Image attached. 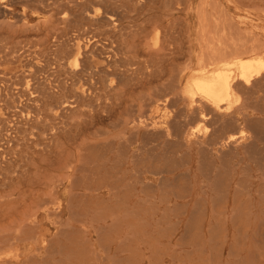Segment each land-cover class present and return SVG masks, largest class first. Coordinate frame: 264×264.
I'll return each mask as SVG.
<instances>
[{
  "label": "bare ground",
  "instance_id": "obj_1",
  "mask_svg": "<svg viewBox=\"0 0 264 264\" xmlns=\"http://www.w3.org/2000/svg\"><path fill=\"white\" fill-rule=\"evenodd\" d=\"M124 1L121 3L120 0H0V180L6 179V182L2 180L0 182L12 184L13 180H16L20 187L24 185V188H20L22 194H20L19 199L16 196L17 199L11 198L9 202L0 201V264H4L3 260H6L7 264H18V261L21 260L23 263L20 264H27L31 261L30 259L35 258V256L38 257L40 255L39 250L49 243H55L57 240H59L57 243H60V237L67 236L71 229H74V226H71L72 222H80L81 228H78L77 231L83 233V241L86 240L90 227L91 229L93 227V231H95L92 218L95 207V204L93 205V190L90 187L86 188L87 185H85L86 192L81 193L79 191L80 182L92 177L90 175L92 173H89L92 166L90 164L89 169L88 165L85 166L80 163L84 157L82 158L83 155L80 156L82 144L78 140L82 142L80 137L87 135L86 133L94 124L95 117L93 113L91 114V111L94 112L93 107L98 105L100 100L111 99L108 98L110 93L118 96L117 98L123 97L125 94L123 90L128 86L152 85L167 75V80L163 85V90L167 91V95L164 94L161 105L166 103L173 107L178 105L179 101L183 104L174 113L163 112L158 117H149L148 112L147 116L144 115L145 117H143L140 113L137 114L136 118H129L131 121L129 119L120 121L121 129L117 133L115 132L111 142L105 143L103 146L105 153H113L115 161H111V164L114 168L121 167L128 160L126 150L128 147L137 145V137L142 131L168 136L171 130H176L186 143H189L192 137L200 135L198 132L205 135L206 131L200 127L203 120L192 126L190 131H187L188 122L185 120L187 116L181 112L182 108H195V114L200 119L204 117V121L211 117L216 123L219 115L231 117L230 120H232L234 113L240 112L242 101L249 108L248 104L251 105L253 102L250 99L255 97L254 90L264 89V41L257 42V47L250 43V46L253 45L254 47H251L249 51L247 47L248 52L240 49L241 53L236 50L237 52L234 51L233 54L230 51L231 54L229 55L216 54L210 63L201 60L193 66L187 62L186 64L183 63L182 69L178 70L174 66V63L176 64L174 57L175 51L177 52L176 45L171 41L175 40V38L173 39L174 32L171 30L174 23L172 25L171 22H168L169 15L165 13L163 16L151 12L145 19L141 20L140 25L133 24L131 27L129 23L131 18L127 10L129 8L125 6ZM169 1L170 4L167 3L168 1L166 3L164 1L160 6L161 9L165 10L166 7L171 6V0ZM136 4L137 7L143 6L141 0H136ZM161 17L164 19L161 20ZM255 39L257 38L255 37ZM142 43L145 44L142 45ZM180 44L182 45L179 41ZM10 65L12 67H9ZM247 107L245 106V108ZM176 112H179L177 117H175ZM99 121L98 123H100ZM233 123L235 121H228V126H226L232 129ZM127 130L130 131V134L124 135ZM33 131L41 132L40 135L43 136H45L44 134L49 136L45 140L42 139L43 136L41 139L39 138L40 140H34L30 138L34 136ZM243 136V134L237 136L231 134L227 137L226 144L232 146V149H236L237 142ZM185 137L188 138L185 139ZM86 148L91 150V145ZM99 152L101 153V151ZM102 153L105 155L104 152ZM97 154L99 153L97 152ZM134 155L135 159H131L135 163L137 156ZM101 156L103 155L101 154ZM108 162L109 158H105L103 163L105 167ZM12 167L17 169L8 175ZM112 170L110 169L111 172ZM125 173L123 172V174ZM103 175L110 176V178L112 176H108L105 172ZM123 176L121 177L122 181L125 177ZM113 179L116 180L112 176L111 180ZM90 183L92 182L90 181ZM18 184H15L16 189L12 192L13 195L16 191H20ZM224 196L226 199V194L222 195V197ZM218 200L220 199L218 198ZM239 204L241 205V203ZM212 206L211 204V208ZM2 207L5 209L2 210ZM3 211L5 212L3 213ZM14 212L16 215H13ZM236 212L242 217L241 212L239 214L237 210ZM248 213L247 211V215ZM262 213L260 212L264 217V212ZM7 214L10 218H6ZM215 215L218 214L214 212ZM65 216L68 218H63ZM86 216H88L87 219H85ZM217 217L220 218L218 215L214 219ZM240 217L238 218L240 219ZM243 217L241 220L244 222L243 224L251 223L250 219L246 218L247 216L243 215ZM226 219L231 218L227 217ZM255 220L258 224L252 234L249 233L250 230L238 233L241 229V223H237L240 229L235 233L240 234L236 235H238V241L242 243L241 246H244V249L247 245L246 254L249 253L247 256L252 259L248 260L252 261L253 264H264V218L261 220L259 216ZM44 221H47L56 230L57 233L52 235L54 239L47 237L48 228ZM246 224L244 228L248 229ZM215 225L216 222L213 226ZM234 225L236 226L233 224L232 227H235ZM198 230L200 231V229ZM223 230L221 228L219 232L221 233ZM219 232L215 233L219 234ZM71 233H69V237H63L66 242L71 243L67 248V243H64L66 250L71 249L66 251L65 255L63 254L64 259L61 262H71L70 259L75 257L74 254L76 255L77 244L79 243L77 241L76 244L72 242L74 235L72 236ZM100 234L102 235V233ZM55 236L57 237L55 238ZM213 237L216 238L215 235ZM215 238L214 240H216ZM201 239H198L199 242H202ZM233 239L236 240V237ZM85 242L87 245V240ZM101 242L97 241L96 245L99 244L102 250H105L107 247L101 246ZM21 246L23 249L20 248ZM60 247L62 246H59V249ZM91 248L90 246L89 249ZM244 249L243 251H245ZM38 253L39 255H37ZM93 254L98 255V252L89 253V256H93ZM237 256L239 255L237 254ZM232 258L235 257L232 256ZM218 259L219 257L216 260ZM241 261L244 260L241 259ZM209 263L212 264L211 261Z\"/></svg>",
  "mask_w": 264,
  "mask_h": 264
},
{
  "label": "rangeland",
  "instance_id": "obj_2",
  "mask_svg": "<svg viewBox=\"0 0 264 264\" xmlns=\"http://www.w3.org/2000/svg\"><path fill=\"white\" fill-rule=\"evenodd\" d=\"M141 1H142V5H143L141 7H139V6L137 7L136 0H125L124 1L125 6H127V8L130 9V11H129V9H127L128 15L131 18V21L129 22L131 24L130 26L132 27L133 24L134 25H137V24L140 25L142 23L141 20L145 19L151 12L152 13L154 12L157 14L159 13V14H162L163 16L165 15V13H166V15H169L168 22L169 23L171 22L172 25L174 23V26L171 25L172 26L171 30H172V32H174L173 33V39L175 38V40H171V41L176 45L175 47H176L177 52L175 51V53H174V57L176 59V64L174 63V66L178 70L182 69V66L184 64H186L187 62H189L188 64H191L193 66H195L201 60H202V62L204 61L206 63H210L215 58L216 54L217 55L222 54V56L225 54L229 55L231 53L232 54L235 53L234 51H236V50L239 53H241V50L242 51L244 50V52H248L251 49V47H254L256 45L257 42L264 41V0H248V1L247 0H204V1L203 0H183V1L171 0V6L166 7L165 10L161 9L160 6L162 5V3L164 1H165V3H166V1H168L167 3L170 4L169 0H150V1L149 0L148 1L147 0H144V1L141 0ZM120 2L122 3L123 0H120ZM217 12L220 15H218ZM162 18L163 17H161V20L164 19V18L163 19ZM213 21H214V23H213ZM228 21H230V22H228ZM211 25H213V26H211ZM200 26H202V27H200ZM213 31H214V33H213ZM223 37H225V38H223ZM255 37L257 39H255ZM179 41H180V43H182L183 46L181 44L179 45ZM250 43L253 44L254 46L253 45L250 46ZM144 44L145 43H142V45H144ZM238 44H239V46H237ZM257 45L255 47H257ZM242 46H244V48H242ZM247 47H248V51L246 50ZM230 51H231V53H230ZM222 56H219V57H222ZM210 57H211V59H210ZM203 59H205V60H203ZM9 67H12V65H10ZM165 80H167V75L163 79H160V81L158 83H155V84L153 83L152 85L142 86V87H129L128 86V88H125L123 90V91H125V94L123 95V97H119V98H117L118 96H116L115 94L110 93L108 98H111V99H108L109 101L106 99L98 101V105L96 104L92 109V110H94V112L91 111V114L93 113L94 114L93 116L95 117V121L93 122L94 124H93V126H91V128L92 127L93 128L92 129L90 128V130L88 131L91 135L87 132L86 133L87 135L82 136L84 138L80 137V139L83 141L81 142L80 140H78V142L82 144L81 147L83 149V150L81 149V151L79 152V153H81L80 156L83 155L82 158L84 157L80 163H82L85 166L88 165L89 169H90L89 165L91 164L92 167H91L89 173L91 172L93 175L90 174L92 177L86 178L88 180L84 179L85 181L80 182L79 191L81 193H84V192H86L85 191L86 188L92 187L93 195H94L93 200L96 203L98 201L96 207L103 206L102 213L103 214L106 213L110 216V218H105L104 222H98L97 226L98 225L99 226H101V225L106 226L109 223V220L111 219V212L117 213V214L122 213L121 212L122 210H119L120 208L118 209V207H117L119 205V198H121L122 200L125 199L124 204L126 206L129 205L130 200L135 201L137 198L142 199L144 193H149L148 192L149 189L147 188V186H145V184H150V183L156 184L158 181L157 179L164 178L162 175H165V176L172 178L171 183H170L168 188L170 190H172L170 195H171L173 202H177V203H184L185 200H187V199H189V197H191V184H192V182L195 183L197 181L195 186H194V193H193L192 197L193 196L194 197L195 196H201V195L202 196L199 197V200H197V198H196V200H194V204H196V206L194 208L192 205V208L190 210H188V215L185 216L186 213L185 214L183 213V214L177 216L176 220H179V224L182 222L181 220L183 219V224H182L183 226H184L185 219L187 221L189 220L187 222V224L191 220L193 223V221L195 220V217H196L195 211L200 212L203 209V207L200 208V204H206L207 202H211L210 198L217 196L216 192L218 191V189L222 185V183H221L222 180H219V178L216 175L214 177L215 179L212 178L211 180H208L207 168H205L207 164L205 163L204 157L200 156V154L197 150L193 152V157H194V154L196 153V158L194 159V161L196 160V164L194 163V161H192V165L193 166L196 165V167H197L196 169L194 168L193 170H189V172H187L188 169L183 168V167H180V168L178 167L174 170L172 168H170L168 174L162 173L161 175H158L157 173L160 172V170H162V169H160L159 167H154V165L157 163L159 164L161 162L164 164L167 159L170 160L174 157L178 159L183 150L175 149L174 147H171V148L166 150L165 147L163 146L164 140H162V139H157V140H153V141L148 142L144 138V131H143V134H141L137 138V140H138L137 145L129 147L130 152H135L137 154L139 153L138 154V157H139L138 162L139 163H137L136 167L139 168V174H140L139 177L141 179L140 180L141 182L137 183L136 185L135 184L133 185L136 189L135 197L127 199V196H125V195H126L128 188L126 187L127 190H123V191H121L120 188H118V189L114 188L113 185L114 184L116 185L117 182L114 180H110V176L107 177L109 179L108 182H106V180H104L105 177L103 174L105 172V170H104L105 166L103 163H104L105 158H108V157L111 158L113 156V153H110V152L107 153L106 152L107 153L106 154L105 150H103V146L105 143L111 142L112 136L115 134V132L117 133L119 131V129H121V125H120L121 122L120 121H126L124 119H129V118L130 119L136 118L137 114H140V113H141L140 115H143V117H145L144 115L147 116L148 113L150 114V115L148 114L149 117H158L163 112L174 113V111H176L177 108L180 109V107H182L183 104L181 101H179L180 104L178 103V105L173 106V107L170 106V104H166V103L161 105L162 104L161 101L163 100V97L165 96L164 94L167 95V93H166L167 91L163 90V87H164L163 85H164ZM161 84H162V86H161ZM254 91H255L254 92L255 97L253 98V102L255 104H253L252 109L251 110L248 109L247 112L249 113V117H251L253 119H255V118L261 119L264 117V106L263 107L260 106L261 103H264V96H263L264 94L262 95V93H264V89L263 90L260 89V91H258V90H254ZM261 91H263V92H261ZM260 96H261V98H260ZM100 97H102V96H100ZM103 97H105V96H103ZM153 102H155V103L153 104ZM242 102L244 103V101H242ZM181 112L187 116L185 119L186 122H188L187 123V125H188L187 129H190V127L193 124H196L200 120H203L202 123L200 124V127L202 129L204 128V130L206 131V134L204 135L201 132H198V134L203 135L202 138L205 139L207 141V143L212 142L213 140L217 139V126L218 125H217V123L216 124L213 123V120L211 117H208V120L204 121V119H205L204 117L200 119V118H198V116L196 114L194 116V112L189 108H182ZM95 115H97V116L101 115V116L97 117ZM132 115H133V117H132ZM88 116H89V113H88ZM191 117H195V120L190 121ZM235 117L238 118L239 125H238L236 131H233L232 133H235L238 131V132H242L241 134L244 135L243 137L252 136L253 131L251 130L250 126L241 122V119H243V118L241 116H235ZM97 118H99V119L97 120ZM98 121L100 123H98ZM212 123L214 126L212 125ZM117 126H119V127H117ZM205 127H207V129H205ZM33 133H34V136L30 137V138H33L34 140L35 139L40 140L43 136V135H40L42 133L41 132L38 133V131H33ZM229 133H231V132H227V133L225 132V133H223V136H225L226 134H229ZM128 134H130V131L127 130L126 132H124V135H128ZM261 134L263 135L264 133H261ZM44 135L46 136V138H45V136H43L42 139L45 140L48 138L49 135H47V134H44ZM212 137H215V138H212ZM169 140H170L169 142H171V141L174 142L177 139L174 135H172L169 137ZM256 141H257L258 147L264 148V137H263V140L257 139ZM89 145H91L92 151L89 149L87 150L86 147ZM98 146H101V148L100 149L97 148ZM99 151H101V153ZM89 152H90V155H89ZM97 152L99 154H97ZM102 152H104L105 155ZM101 154L103 156H101ZM127 154H128L129 159H128V161H126L123 164V167L125 168L126 172L128 170L130 171L134 165L130 159L129 151ZM200 160H201V163H199ZM85 163H87V164H85ZM221 164L222 163H220V165ZM79 165H81V164H79ZM198 165H200L202 167L204 166L203 169H200L202 167H198ZM216 165H217V163H216ZM257 165L254 163H250V168L252 171V178L254 179V181L256 183L258 182V184L259 183L261 184V182H264V176H255V175H258L260 173V171L258 169L259 166L256 168ZM224 166L230 172V183L231 182L236 183L237 179L239 178V174H240V170L239 171H237V170L241 166V163L239 162L238 156H234V157L231 156L230 158H228L227 163L222 164L220 167L221 169L218 168L220 170V172L223 171ZM16 169H17L16 167L10 168V170H9L10 172H8V175H10V173L14 172ZM165 171H167V170H165ZM86 172H88V171L86 170ZM108 172L112 173L113 171L111 172L110 170H108ZM191 172H193V173H191ZM235 172H237V175H235V177H234ZM3 173H5V172H3ZM185 173H187V174L185 175ZM1 180L3 182H6V179L5 180L1 179ZM90 181L92 183H90ZM3 182H0V186H1L0 187V197H1L0 201L1 202H5V201L9 202V200H11V198H15V199L18 198L19 199L21 196L20 194H22V190L20 188H24V185L21 184L22 186L20 187V185L17 183L16 180H13L12 184H4ZM160 183H161V180H160ZM15 184L19 185L20 191H16L17 193L15 192V194L13 195L12 192H14V190L16 189ZM203 184H205V185L203 186V188H201V185H203ZM85 185H87L86 188H85ZM99 185H101V186H99ZM125 185H127L126 182H125ZM199 185H200V189H199ZM179 189H181V190L186 189L187 194L184 195L185 197L183 196V198H175V192L178 191ZM236 193H239V191H236ZM236 193H234V194H235L236 198L239 199L238 202L239 201L240 202L247 201V198L245 200H242V199H244V196H242L241 194L236 195ZM6 194H7V196H6ZM16 196H17V198H16ZM246 196H248V195L246 194ZM215 200H217V199H215ZM99 202H101V203H99ZM116 202H118V203H116ZM212 202H213V200H212ZM134 203H136V201L133 202V204ZM114 204H116V205H114ZM138 204H139V206L137 208L142 209L143 208L142 203L138 202ZM218 204H219V207L222 206L221 205L222 201H220ZM218 204H216V205H218ZM135 207L136 206H134V208ZM235 207H237V200L233 202V208H235ZM1 209L3 210V209H5V207H2ZM4 212L5 211H3V213ZM205 212H206V210H204V213ZM97 214H99V213H97ZM13 215H16V212H14ZM94 215H95V219H96V213ZM126 216L129 217L128 214H126ZM210 216L211 215H208L207 218L204 215L200 216L198 218L199 224H201L202 227L205 226L204 228H206L207 226H208V228H213L215 216L213 215L212 218ZM6 218H10L9 214L6 215ZM63 218L66 219L68 217L65 216ZM87 218H88V216L85 217V219H87ZM126 219L127 218L125 217L122 220H126ZM209 220H210V222H209ZM78 222H75V223L72 222L71 223V226H74V229H75V230L73 229L74 231H77V230H79L78 228H81L80 222H79V224H76ZM44 223L47 225V228H48L47 229V237L50 239L52 237V235L54 236V233H57V232L53 228V226H51L47 221L46 222L44 221ZM77 226H79V227H77ZM121 226H123V225H121ZM116 227H114V228H116ZM252 227H255V225ZM73 230L71 229V232ZM71 232H69V233H71ZM73 232L71 233L72 236L74 235L72 242L74 244H76L78 242L79 244H77L78 249L76 248L77 249L76 255L73 253L75 257L72 254V256L74 258L71 257L72 258V259H70L71 262H61L64 259L63 254L65 255V252L69 251L71 249V248H69V250L68 249L66 250L68 245L71 243L66 242L63 238L66 235H63L62 236L63 239L60 237V243H57L59 241V240H57L55 243H49L48 245H46L45 247L40 249L39 250L40 255L38 253L37 254V255H39L38 257L35 256V258L30 259L31 260V261H29L30 264H44V263L45 264H73L72 260L75 262H78V264H80V262H83V264H100L97 261H95V259H93L94 256H92V255L89 256V253L92 254V252H90L89 247H86V245H85L86 242L82 241L83 233H81L80 231H77V232H74V234H73ZM69 233L67 234L66 237L70 236ZM172 234H173V232H172ZM236 234H238V233H236ZM236 234H235V236H237ZM111 235H114V233H112ZM173 235L175 238L176 237L175 234H173ZM202 236L205 239H210V241L214 240L213 233L208 232V233L203 234ZM56 237L57 236H55V238ZM203 237H202V239H204ZM52 239H54V237H52ZM69 240H71V238H69ZM143 240L145 242L149 241V239L145 240V238H143ZM235 242H237V240ZM80 245H82V246H80ZM59 246H62V247H60L61 249H59ZM65 246H66V248H65ZM111 246H114V244H111ZM235 246L237 248V244ZM84 247H86V248H84ZM20 248L23 249L22 246ZM186 249L189 250L190 248L186 247ZM86 251H88V252H86ZM82 252H85V253H82ZM3 263L7 264L6 260H3Z\"/></svg>",
  "mask_w": 264,
  "mask_h": 264
},
{
  "label": "crops",
  "instance_id": "obj_3",
  "mask_svg": "<svg viewBox=\"0 0 264 264\" xmlns=\"http://www.w3.org/2000/svg\"><path fill=\"white\" fill-rule=\"evenodd\" d=\"M250 100H253V98ZM243 104H244V106H243ZM243 104H241V106H240V108H241L240 112L241 113L235 112L234 115L232 116V118H233L232 120H230L231 117H226L225 115H223V116L219 115L218 116V118L216 119V123L218 125L217 126V139H215L212 142L207 143V141L202 138L203 135H201V134L197 135L195 137H192L190 139V142L186 143L185 140L183 141L181 139V135L176 130H171L170 131L171 133H169L168 136L163 135V134H159V133L158 134H155V133L149 134V133H146L144 131V138L148 142L153 141L155 139H162V140H164L163 146L165 148L167 147L166 150L171 148V147H174L175 149L183 150L178 159L174 157L170 160L167 159L164 164L162 162L159 164L158 163L155 164L154 167H159L160 169H162V170L159 169L160 172L157 173L158 175H161L162 173L168 174L170 168H172L174 170L178 167L179 168L183 167V168L188 169L187 172H189V170H193L194 168L196 169L197 167H196V165L195 166L192 165V161H194V159L196 158V153L194 154V157H193V152L197 150L199 152L200 156L204 157L205 163L207 164L205 168H207L208 180H211L216 175L219 178V180H222V182L220 181L222 183V185L219 188L220 190L218 189V191L216 192L217 196L216 197L211 196L212 197L211 203L207 202L206 204H200V208L203 207V209L200 212L195 211V213H196L195 220L196 221L194 220L192 223V220H191L187 224V222L189 220L187 221L185 219L184 226L182 225L183 219L181 220L182 222L180 221L181 222L180 224H179V220H176V219H177V216L181 215V213L182 214L186 213L185 216L188 215V210H190L192 208V205L194 208L196 206V204H194V200H196V198H197V200H199V197L202 196L201 195V196H195V197L193 196L192 197V195L194 193V186H195L197 181L195 183L192 182V184H191V197H189V199L185 200L184 203H177V202H173L171 195H170L171 190L168 188L170 183H171L172 178L165 176V175H162L164 178L157 179L158 181L156 184H151V183L145 184V186H147V188L149 189L148 190L149 193H144L142 199L137 198L135 200L136 203L133 204V202H135V201L130 200L129 205L126 206L124 204L125 199L122 202L121 198H119V205H118L119 207L118 206L117 207L120 208L119 210H122L121 211L122 213L117 214V213L111 212V219L106 226H102V225L97 226L98 222H101V220H102V222H104L105 218H110V216L106 213L103 214L102 213L103 206L96 207L98 201L96 203L93 200V205L95 204V207L93 209L94 210L93 213L94 214L96 213V219L92 213L95 231H93V227H92V229L90 227V230L88 232V236H87V238H85L87 240V243H88L87 245L89 247L90 246L92 247L89 250L95 251V252L91 251L92 253H96V251L98 252V255L93 254L94 257H97V258H93V259H96V261H98V263H101V264H110V263L111 264H208L209 261H211L212 264H217V263H220V264H233V263L234 264H240L242 262L241 259L244 260L243 261L244 264H249V263L253 264L252 261H250V260H252V259H250L251 257L247 256V255H249V253L246 254L247 253L246 252L247 251V245L245 246V249H244V246H241L242 243L240 241H238V237H237L238 235L235 236V234H236L235 231H237L241 228L240 231H238V233L241 231L244 232L246 230H250L249 233L251 234L257 228L258 223L256 222L255 218H257L259 216H260L261 220L264 218V217H262L263 215L260 214V212L261 213L264 212V205H263V203H264V201H263L264 200V198H263L264 197V182H261L262 184H260V183L258 184V182L256 183L254 181V179L252 178V171L250 168V163H254L256 165L258 164L256 166V168L259 166L258 169H259L260 173L258 175H255V176H264V148L258 147L257 141H256L257 139L263 140L264 134L262 135L261 133H264V123H263L264 117L261 119H256V118L253 119V118L249 117V113L247 112V110L248 109L251 110L252 105L255 103L252 102L251 105L248 104V106H250L249 108L247 107L246 103H243ZM245 106L247 108H245ZM260 106L263 107L264 103H261ZM191 110H193V112H194L195 108H192ZM178 113L177 112L175 113V117H177V115H179ZM194 115H195V112H194ZM240 115L243 118V119H241V122L250 126L251 130L253 131V134L255 136H253V135L250 137L247 136L248 138L242 137V139H240V141H238V142L236 141L238 144L237 148L232 149V146H229L226 144V139L231 134H235V136H237V135H240L242 133V132H238V131L235 133H232L233 131H236V128L239 125L238 118L235 116H240ZM245 115H246V117H245ZM192 119L195 120V117L194 118L192 117L191 121H193ZM259 120H260V123H259ZM262 120H263V122H261ZM200 121L198 123H200ZM228 121H231V122L235 121L236 124L233 123L232 129L227 127ZM213 123L216 124L215 122H213ZM213 123H212V125H213ZM224 124H225V126H224ZM194 125L195 124H193L192 126H194ZM221 125H223V126H221ZM234 125H235V127H234ZM192 126L190 128H192ZM190 130L191 129H187V131H190ZM225 132L226 133L231 132V133L223 136V133H225ZM142 133H143V131L140 133V135ZM236 133H238V134H236ZM256 134H257V136H256ZM172 135H174L177 140L174 142L173 141L169 142L170 141L169 137ZM164 136L167 138H165ZM186 138H188V137H185V139ZM180 140H182V141H180ZM137 143H138V140H137ZM221 144H222V146H221ZM225 144H226V146H225ZM226 147H228V148H226ZM97 148L100 149L101 147L98 146ZM127 149H129V147ZM128 151L130 153V159L131 158H133V160L135 159L134 154H136V156H137L136 157L137 161H135V163L131 159V161L133 162L134 165L130 171L129 170L127 172L125 171V168L123 167L124 163L121 165V167L118 166V167L113 168L111 161H115L114 155L111 158L108 157L109 162L106 164V167L104 169H105V174H107L108 176L112 175L113 178L115 177L116 180H114V179L113 180L116 181L117 183H116V185L113 183L114 188H116V189L120 188L121 191L127 190V188L128 189L130 188L129 190H127L126 195H125V196H127V199H130V198L135 197V194H136V189L133 185L140 183L141 179H140V177H138L140 175L139 174V168L136 167L138 160H139L138 154L135 152L134 153L130 152V149L126 150L127 153H128ZM217 151H218V153H217ZM228 153H230V154H228ZM246 155H247V157H246ZM231 156L232 157L238 156L239 162L241 161L240 162L241 166L237 170V171L240 170V174H239V178L237 179L236 183H232V182L230 183V172L228 171V169H226L225 166H224L222 172H220V170H219V169H221L220 168L221 165L226 164L228 158H230ZM127 158L129 159L128 154H127ZM218 159H219V161H218ZM194 163L196 164V160L194 161ZM199 163H201V160ZM216 163H217V165H216ZM220 163H222V164L220 165ZM110 167H112V168H110ZM198 167H202V166L198 165ZM203 167L200 169H203ZM109 168L114 170V171L112 170L113 173L108 172V170H110ZM165 170H167V171H165ZM122 171L124 173L125 172L126 173L123 174ZM191 173H193V172H191ZM113 174H115V175H113ZM186 174L187 173H185V175ZM235 175H237V172L234 173V177H235ZM112 176H111L110 180L112 179ZM122 176L124 177L123 181L121 179ZM104 177H106V176H104ZM136 178H138V179H136ZM120 179L122 182L120 181ZM104 180H106V182H108L109 179H104ZM160 180H161V183H160ZM133 181H134V183H133ZM125 182L126 183L128 182L127 185H125ZM129 182H131V183H129ZM241 183L243 186L241 185ZM227 184H229V185H227ZM204 185L205 184L201 185V188H203ZM131 187H133V188H131ZM91 189H92V187H91ZM199 189H200V185H199ZM233 189H235V190H233ZM221 190H222V192H221ZM236 191H239V193H236ZM254 192L256 193V195ZM221 193H223L222 195L226 194V199H225V196L222 197ZM234 193H236V195L241 194L242 196H244V199H242V200H245V198H248L247 201H245V202L239 201L238 202L239 199L236 198ZM245 193L248 195L247 197H246ZM186 194H187L186 189L185 190L179 189L178 191L175 192V198H183V196ZM219 196H221V197H219ZM258 197H259V199H258ZM216 198H217V200H215ZM218 198L223 203L222 206H220V207L218 204L220 202V200H218ZM212 200H213V202H212ZM236 200H237V207L233 208V202ZM260 201L263 203H261ZM138 202L142 203V206H143L142 209L137 208L139 206ZM99 203H101V202H99ZM120 203H122V204H120ZM239 203H241V205ZM211 204L213 205L212 208H211ZM216 204H218V205H216ZM238 204L240 205L239 208H238V206H239ZM134 206H136V207L134 208ZM122 208L123 209L126 208V209L123 210ZM240 208H241V210L243 208V210L241 211ZM172 209H174V210L172 211ZM204 210H206L205 213H204ZM236 210L238 211V214H239V212H241L240 215L243 214V215L247 216L246 218H248V220L250 219L249 220L251 222L250 224L247 225L245 223L246 227L248 229L244 228L245 224H243L244 222L241 221L242 218H244L243 215H242V217L237 215ZM244 211L246 212V214ZM247 211L249 212L248 215H247ZM214 212L216 214H218L220 217V218L217 217L214 220L216 222V225L220 226V227L218 228L216 225H215L216 227L214 226V228H208L207 225H206L207 226L206 228H204L205 226L202 227V225L199 224L198 218L200 216H203V215H205L206 218L208 217V215H211V217H212L214 215ZM97 213H99V214H97ZM212 213H213V215H212ZM126 214H128L129 217H127ZM218 215H215V217ZM150 216H151V218H150ZM235 216L237 219L235 218ZM122 217L123 218L126 217L127 219L122 220L123 219ZM227 217H229L231 219L225 220V218H227ZM238 217H240V219ZM253 218L255 221L252 220ZM232 219H234V220L232 221ZM197 220H198V222H197ZM223 220H225L224 223H223ZM215 222H214V224H215ZM252 222H253V225H252ZM194 223H195V225H194ZM237 223H239V224L241 223L240 228H239V225ZM233 224H236V226L234 225L235 227H232ZM121 225H123V226H121ZM254 225H255V227H252ZM114 227H116V228H114ZM108 228H111V229H108ZM221 228H223L224 230L221 231V233H220L219 230H221ZM198 229H200V231ZM208 230L210 233H213V235L216 236V238L213 237L216 240L207 241L208 239H205L202 236L203 234L208 233ZM108 231H109V233H108ZM171 231L173 232V234H175V236H176L175 238H174V235L172 234ZM214 231L216 233L219 232V234H216ZM100 233H102V235ZM106 233H108V234H106ZM112 233H114V235H111ZM197 237H199V238H197ZM202 237L204 238L203 240L201 239ZM233 237L234 238L236 237L237 242H235L236 240L233 239ZM143 238H145V240L149 239V241L145 242L143 240ZM83 239H84V237L82 238V241H83ZM115 239H117V240H115ZM198 239L199 240L201 239L202 242H199ZM86 240H84V241H86ZM218 240H220V242H218ZM97 241H99V242L102 241L101 246H103V247L106 246L107 247L105 249L106 251L102 250V247H100L99 244L96 245ZM113 241H115V242H113ZM196 242H197V244H195ZM110 243L114 244V246H111ZM200 243L203 245H201ZM235 243L236 244L238 243L237 244L238 248H236ZM178 244H180V245L178 246ZM87 245H86V247H88ZM239 245L242 247V249L240 248ZM98 246H99V249L101 248L100 250L98 249ZM196 246H198V247H196ZM212 246L214 247V251H213ZM186 247H189L190 249L188 250V249H186ZM234 248H236L238 250H236ZM120 249H121V252H120ZM132 249H134L133 250L134 253H133ZM243 249L245 251H243ZM208 252H210V253L208 254ZM129 254H131V255H129ZM206 254L209 256V258ZM237 254L239 256H237ZM112 255H113V257H112ZM211 256H213L214 258L216 257V258L212 259ZM232 256L235 258H232ZM105 257L107 258L106 260H105ZM108 257H109V259L110 258L111 259L109 260ZM218 257H219V259L216 260ZM98 258L99 259L101 258L100 260H103V261H100ZM204 258H205V260H204ZM248 259H250V260H248ZM207 260H209V261H207ZM20 263H23V260L18 262V264H20ZM81 263L83 264V262H80V264ZM27 264H30V262H28ZM73 264H78V262L73 261Z\"/></svg>",
  "mask_w": 264,
  "mask_h": 264
}]
</instances>
